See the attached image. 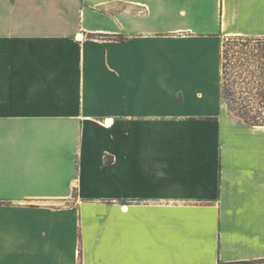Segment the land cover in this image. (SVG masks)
Instances as JSON below:
<instances>
[{
	"label": "crops",
	"instance_id": "0c3cea01",
	"mask_svg": "<svg viewBox=\"0 0 264 264\" xmlns=\"http://www.w3.org/2000/svg\"><path fill=\"white\" fill-rule=\"evenodd\" d=\"M228 38L264 0H0V264H264Z\"/></svg>",
	"mask_w": 264,
	"mask_h": 264
},
{
	"label": "rangeland",
	"instance_id": "374dc122",
	"mask_svg": "<svg viewBox=\"0 0 264 264\" xmlns=\"http://www.w3.org/2000/svg\"><path fill=\"white\" fill-rule=\"evenodd\" d=\"M223 83L234 93L236 118L264 122V39L228 38L222 48Z\"/></svg>",
	"mask_w": 264,
	"mask_h": 264
},
{
	"label": "trees",
	"instance_id": "16d2710c",
	"mask_svg": "<svg viewBox=\"0 0 264 264\" xmlns=\"http://www.w3.org/2000/svg\"><path fill=\"white\" fill-rule=\"evenodd\" d=\"M225 65L223 64L222 65V97H223V100L225 101V103L227 104V107H228V110L229 112L233 115L234 114V110H233V104L236 103V99L234 98V93L231 92L229 90V88H226V86H224V83H223V77L225 75ZM240 120L247 123V124H251V125H264V122H258V121H255V120H252V119H249L247 117V114L246 113H243L242 115H238Z\"/></svg>",
	"mask_w": 264,
	"mask_h": 264
}]
</instances>
